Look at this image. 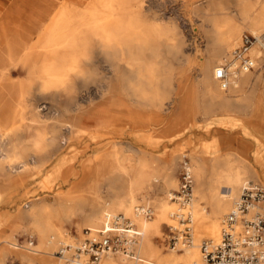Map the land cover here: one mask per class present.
Segmentation results:
<instances>
[{"label": "rangeland", "instance_id": "1", "mask_svg": "<svg viewBox=\"0 0 264 264\" xmlns=\"http://www.w3.org/2000/svg\"><path fill=\"white\" fill-rule=\"evenodd\" d=\"M13 1L0 0L1 24L5 23L2 19L6 17L5 13ZM147 1L148 6L149 0ZM198 1L200 0H165L164 5L159 6L157 3L151 6L146 14V25L154 23L156 18L173 15L177 21L176 25L181 27L185 37L187 35L186 50L192 62L189 65L175 62L171 94L165 98L153 97L149 92L146 97H134L123 89L120 82L114 84L112 91H107L109 81L101 83L98 77L83 83L82 78L73 76L67 85L51 89H45L43 83L34 82V77H31L25 88L26 96L32 109L41 107L43 117L39 118L33 110L28 120L20 121L21 107L27 104L20 79H26L27 74L17 73L13 66L10 67L9 74L13 77L0 87V129L3 131L0 132V248L7 249L5 241L16 235L26 238L27 235L33 234L37 237L38 249L42 250L41 236L25 213L34 205H38L35 212L42 213L44 199L55 200L63 208L73 203L86 205L82 210L76 211L75 215L72 211H63L52 216L66 232V237L68 234L82 237L84 229L89 228L86 226L85 217L92 213L95 206V197L87 194V188L91 185L100 188L103 184L95 179V172L98 171L100 176L114 174L113 176L119 177L118 185L125 186L129 179L122 170L129 167L133 173L145 176L142 191L137 195L134 206L149 203L155 209L154 221L148 226V238L155 250L161 257L184 254L185 251L173 253L165 242L169 233L167 224H172L171 218L165 224L159 225L157 222L162 212L160 201L164 198L171 200L163 190L164 172L167 167L174 166L176 174V187L168 191L171 194L179 188L182 160L185 157L190 159L195 179V202L199 199L200 189L195 174L199 168L197 156L210 155L211 158L223 159L235 153L239 157L250 158L255 167L264 170V164L259 166L254 157L258 148L255 137L248 134L247 130L234 126L236 122L245 121L247 118L212 102L203 88L200 60L210 54L212 63H219L231 49L226 47L220 56H216L217 52L207 45L206 28H201L202 16ZM221 1L230 4L232 10L236 9V0ZM206 5L203 4V7ZM59 6L60 2L56 3V0H40L32 15L31 24L25 25L19 33L7 31L6 34H0V47L6 46L13 36L19 35L27 43L36 42L39 35L34 32L38 25L47 24ZM20 14L14 12L13 16H22ZM235 19L236 25L241 29L238 41L245 32L253 34L239 18ZM78 48V51L85 53L86 58L99 62L104 60L102 55L93 54L91 42L81 44ZM259 49L264 53V48ZM194 51H200V54ZM98 67L102 73H109L104 70L106 64H100ZM81 69L86 70L85 78L95 74L92 66L81 65ZM246 79L252 83L253 101L259 103L264 114V56L261 65L253 69V73ZM213 85L223 97L236 94L243 98L248 94V89L235 90L230 94L222 93L226 90H219L215 80ZM105 90L107 92H104ZM88 97L90 99L86 101ZM76 104H79L77 111ZM181 107L187 110L184 115L187 116L188 122L177 127L175 122L182 113ZM4 113H10L12 118L7 120ZM14 126L18 132H9ZM66 130L69 132L66 133ZM66 136L69 142L64 147L62 141ZM36 140L41 142L39 146L36 145ZM128 145L138 147L142 151L140 155L133 157L132 162L122 159L128 155ZM16 156L22 159L21 167H16L10 162L9 157ZM136 160L139 164H136ZM55 167L59 168L60 172L52 174ZM68 176L70 180L66 181ZM76 183H82L83 188L74 190ZM257 183L264 188L263 183ZM102 197L105 200V197ZM202 205L204 209L208 208L206 202ZM178 207L179 205L176 209ZM116 214L118 212L113 215ZM222 219L223 217L221 222ZM78 224L82 226V234L78 232ZM103 226L104 224H101L100 229ZM59 239V236L54 239L57 246ZM52 258L54 259V256ZM55 260L60 261L57 257ZM0 264L25 263L21 260L19 251L11 249L7 258L0 257Z\"/></svg>", "mask_w": 264, "mask_h": 264}, {"label": "bare ground", "instance_id": "2", "mask_svg": "<svg viewBox=\"0 0 264 264\" xmlns=\"http://www.w3.org/2000/svg\"><path fill=\"white\" fill-rule=\"evenodd\" d=\"M236 1L234 10L230 8V4H224L221 0L198 1L201 7L199 10L202 16L201 28H206L207 45L217 52L216 56H220L226 47L231 49L229 54L241 42V38L238 41L241 29L235 21V18H239L243 25L253 33L251 35L256 38L251 53L256 58L254 69H257L264 56L259 49L264 48V0H255L254 3L250 0ZM59 2L60 6L55 15L47 24L38 25L39 27L35 30L34 34L39 35L36 42L27 43L19 35L13 36L6 46L0 47V87L13 77L9 74L12 66L15 72H26L27 74L26 79H20L23 97L27 99V104L21 107L20 121L28 120L33 110L39 118L43 117L41 107L32 109V105H29V98L26 96L25 88L31 77H34V82L43 83L45 89L65 86L73 76L82 78L83 83L93 77H98L101 83L109 81L107 91H112L114 84L120 82L123 89L134 97H146L149 92L153 97L165 98L171 94L175 77L173 71L175 62H182L183 65H189L192 62L186 50L187 35L185 37L181 27L176 25L177 21L173 15L154 17L156 18L154 23L146 25V14L151 6L157 3L159 6L164 5L165 0H149L148 6L147 0H81L80 2L60 0ZM203 4L207 5L203 7ZM87 42H91L94 55L104 57L103 61L86 58L84 52L78 51V47ZM194 52L200 54V51ZM200 62V79L210 100L224 109H231L234 113L247 118L245 121L236 122L234 126L240 130H247L248 134L255 137L258 148L254 157L259 166L264 164V114L259 103L253 101L252 83L247 82L246 79L253 73V70L240 74L226 92H223L230 94L235 90L248 89L247 95L243 98L236 94L223 97L213 85V80L218 83L215 72L222 61L213 64L209 54L204 56ZM100 64H106L107 67L104 70L109 73H102L101 66L98 67ZM81 65L94 67V76L90 74L88 78H85L86 70L81 69ZM89 99L90 97L86 98V101ZM78 109L79 104H76V111ZM181 109L182 113L175 122L177 127L188 122L187 116L184 115L187 110L184 107ZM14 127L9 132H18L17 127ZM0 132L3 131L0 129ZM67 132L69 130H66ZM68 142L69 139L66 136L62 141L63 146H67ZM40 144L41 142L36 140V145ZM126 152L127 157H122V159L128 162H132L133 157L142 153L140 148L133 145H128ZM9 159L16 167H21V157H9ZM196 160L199 163L198 171L197 166L195 167L200 187L199 199L195 202L194 194L191 203L183 209V212L191 216L193 243L182 249H172L173 253L185 251L184 254H170L165 257L157 253L148 238V226L155 217L149 220L135 214L136 197L142 191L145 176L135 174L129 167H126L122 173L129 181L125 186H119V177L113 176L114 174L100 176L98 171L95 172V179L103 184L100 188L92 185L87 188V194L95 197V206L92 213L85 217L86 226L97 231L107 218L114 216V213L121 212L131 217L143 231V238L138 248L139 260H129L121 255H110L105 257L101 264H128V262L133 264H202L201 239L209 238L218 241L222 224L220 219L232 210L246 182L264 184V170L255 167L250 158L239 157L235 153L223 159L203 155V157L197 156ZM136 164H139L137 160ZM174 171L173 166L172 168L167 167L164 172L163 190L169 197L171 194L168 191L176 187ZM58 172H60L59 168L55 167L52 170V174ZM86 176L88 177V174ZM65 180L69 181V176ZM82 188V183L74 185V190ZM175 202L167 198L160 201L162 212L157 221L159 225L169 222L170 218L174 223L171 211L176 210L178 203ZM203 202L207 203L209 210L204 209ZM37 206H32L25 216L32 221L33 228L40 234L42 250L38 249V253H30L7 246V249L0 248V257L7 258L12 249L19 251V256L25 264H67L63 258L55 254L57 245L54 239L59 236L68 241L72 236L66 239V234H64L66 232L52 216L63 211H72L75 215L76 211L82 210L86 205L73 203L63 208L55 200L44 199V211L38 212L39 214L35 212ZM262 206L264 208V203ZM177 225L180 228L182 226L178 223ZM77 226L78 232L82 234V226L79 224ZM55 257L60 261H56Z\"/></svg>", "mask_w": 264, "mask_h": 264}, {"label": "built area", "instance_id": "3", "mask_svg": "<svg viewBox=\"0 0 264 264\" xmlns=\"http://www.w3.org/2000/svg\"><path fill=\"white\" fill-rule=\"evenodd\" d=\"M256 38L243 33L238 47L223 58L215 72L220 89L225 91L242 73L253 70L256 58L251 48ZM195 179L190 159L185 157L180 166L179 188L170 195L179 207L172 213L174 223L167 224L169 233L165 242L171 249H182L193 243L194 233L191 216L183 212L194 196ZM264 188L248 181L241 189L232 210L222 219L218 241L203 239L201 242L202 264H264ZM135 214L151 220L155 209L149 203H140ZM182 225L181 228L177 225ZM68 236H72L68 239ZM66 237V236H65ZM143 231L124 213L110 216L104 226L94 231L85 228L83 236L67 235L58 240L55 254L67 264H101L105 257L122 254L131 260H139L138 248ZM6 244L16 250L38 253V240L33 234L26 238L15 236Z\"/></svg>", "mask_w": 264, "mask_h": 264}, {"label": "crops", "instance_id": "4", "mask_svg": "<svg viewBox=\"0 0 264 264\" xmlns=\"http://www.w3.org/2000/svg\"><path fill=\"white\" fill-rule=\"evenodd\" d=\"M59 1L60 0H56V3H58ZM76 1L80 2L81 0ZM39 3L40 0H14L8 8L7 13H5L6 17L2 19L5 21V23H0V34H6L7 31L19 33L20 29H22L25 25L31 24L33 18L32 15ZM28 11L30 13H28ZM14 12H19V14L21 13L22 16L14 17ZM4 115L7 120H10L12 118L10 113H4Z\"/></svg>", "mask_w": 264, "mask_h": 264}]
</instances>
